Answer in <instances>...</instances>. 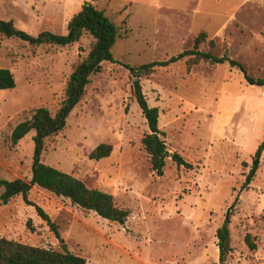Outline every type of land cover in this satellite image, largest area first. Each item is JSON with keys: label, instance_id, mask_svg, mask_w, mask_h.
Returning <instances> with one entry per match:
<instances>
[{"label": "rangeland", "instance_id": "1", "mask_svg": "<svg viewBox=\"0 0 264 264\" xmlns=\"http://www.w3.org/2000/svg\"><path fill=\"white\" fill-rule=\"evenodd\" d=\"M84 1L0 0V19L32 35L62 34ZM94 3L123 32L112 48L120 63L167 59L193 49L204 33L198 50L226 55L264 80V0ZM91 41L83 34L70 45L37 46L0 34V68L9 69L15 81L0 90L1 179L30 178L34 130L14 145L11 130L37 107L57 110L73 65ZM120 63L103 62L91 76L64 128L45 141L41 161L112 195L128 211L125 223L34 186L28 198L56 224L60 238L20 195L0 203V238L48 249H60L62 240L86 264H218L215 232L235 202L226 264H264V150L252 181L242 187L254 153L242 141L264 137V85L249 84L227 63L189 66L187 57L142 77L167 148L193 165L185 169L168 159L157 176L140 142L148 127L132 95V77ZM100 143L112 146L109 156L89 158ZM245 233L253 237L254 250L244 243Z\"/></svg>", "mask_w": 264, "mask_h": 264}, {"label": "trees", "instance_id": "2", "mask_svg": "<svg viewBox=\"0 0 264 264\" xmlns=\"http://www.w3.org/2000/svg\"><path fill=\"white\" fill-rule=\"evenodd\" d=\"M94 1L88 0L81 4L80 8L68 20L65 33L62 34L42 30L36 35H32L15 27L11 20L0 19V34L25 41L31 45L66 46L77 42L83 34H88L92 38L87 54L73 65L64 86L63 99L57 110L51 113L46 107H37L32 110L28 120L17 123L11 130L9 139L13 145L30 130H34L30 178L28 180L0 178V203L7 204L12 198L20 195L22 201L26 205L32 206L35 213L46 222L56 238H60L56 224L40 206L28 198V193L34 186L66 198L72 204L91 210L98 216L118 224H124L128 217V211L117 207L109 193L89 187L72 174L41 161L45 141L64 128L66 118L82 98L91 76L100 71L103 62L120 63L114 58L112 48L123 32L102 9L97 8ZM204 39L205 34L200 33L194 39L193 49H184L164 60H153L140 65L120 63L132 77V95L148 127V132L142 135L140 142L147 155L149 167L157 176L163 175L168 159L177 167L181 166L185 169H192L193 165L184 159L180 153L170 152L167 148L163 140L164 133L158 127V108L148 104L140 84L142 77L149 76L157 67L168 66L187 57L189 66L197 64L199 61L210 64L227 63L230 67L239 69L249 84L264 85L263 79L249 76L238 61L226 55L218 56L209 51L198 50V46ZM210 43L212 44V42ZM14 86L15 81L11 71L7 68H0V90L11 89ZM111 150L110 144L100 143L89 152L88 156L98 160L109 156ZM263 150L264 138L252 155L248 172L244 175L243 188L252 181ZM234 205L235 202L227 208L224 220L215 232L218 264H226L231 252L228 225ZM243 241L249 250L256 248L253 237L249 233L244 234ZM0 264H86V260L68 251L63 252L61 249H48L0 238Z\"/></svg>", "mask_w": 264, "mask_h": 264}, {"label": "crops", "instance_id": "3", "mask_svg": "<svg viewBox=\"0 0 264 264\" xmlns=\"http://www.w3.org/2000/svg\"><path fill=\"white\" fill-rule=\"evenodd\" d=\"M263 138L264 137L262 134L254 135V138L252 139V141L245 143V140H243L242 141L244 144L243 146L246 147L250 152L253 153Z\"/></svg>", "mask_w": 264, "mask_h": 264}, {"label": "water", "instance_id": "4", "mask_svg": "<svg viewBox=\"0 0 264 264\" xmlns=\"http://www.w3.org/2000/svg\"><path fill=\"white\" fill-rule=\"evenodd\" d=\"M153 135H155L153 133ZM60 249L63 251V252H67V247L66 245L62 242V240H60Z\"/></svg>", "mask_w": 264, "mask_h": 264}]
</instances>
